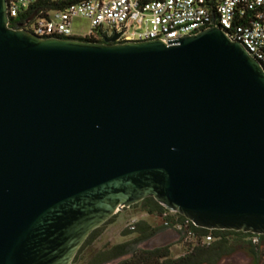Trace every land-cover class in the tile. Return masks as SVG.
I'll return each instance as SVG.
<instances>
[{
	"label": "water",
	"instance_id": "water-1",
	"mask_svg": "<svg viewBox=\"0 0 264 264\" xmlns=\"http://www.w3.org/2000/svg\"><path fill=\"white\" fill-rule=\"evenodd\" d=\"M117 36H36L0 0V264H70L146 197L199 228L264 234L261 65L218 26Z\"/></svg>",
	"mask_w": 264,
	"mask_h": 264
},
{
	"label": "built area",
	"instance_id": "built-area-1",
	"mask_svg": "<svg viewBox=\"0 0 264 264\" xmlns=\"http://www.w3.org/2000/svg\"><path fill=\"white\" fill-rule=\"evenodd\" d=\"M8 25L40 37L102 38L117 33L118 41L159 39L164 43L218 26L238 41L264 70V0H6ZM83 18L88 28L74 33L72 22ZM163 227L186 245H206L188 219L164 210ZM135 221L127 228L134 229Z\"/></svg>",
	"mask_w": 264,
	"mask_h": 264
},
{
	"label": "trees",
	"instance_id": "trees-1",
	"mask_svg": "<svg viewBox=\"0 0 264 264\" xmlns=\"http://www.w3.org/2000/svg\"><path fill=\"white\" fill-rule=\"evenodd\" d=\"M80 40L100 41L101 38H85L72 37ZM130 208H137L147 215H154L161 221L171 220L170 216L161 219V212L165 209L159 205L153 198L146 197L136 204L129 206ZM115 215V214H114ZM112 215L102 225L93 229L81 245L78 247L70 264H193L197 258H201L210 253L222 254L233 250L234 243L232 238L239 233L238 231L230 230H207L195 227V230L200 236L210 233L215 237V241H211L208 245H193L187 247L185 252L177 257H171L169 254V246L163 245L151 249H135L129 251L130 242H122L113 245H105L100 249H89L87 246L93 242L98 236L102 227L110 222ZM176 215L183 219V217L176 213ZM159 228L152 227L144 220H137L134 223V229L128 228L122 231V235H127L131 232H136L137 236L134 241L142 240L153 236ZM85 250V252H84ZM128 254V255H127Z\"/></svg>",
	"mask_w": 264,
	"mask_h": 264
},
{
	"label": "rangeland",
	"instance_id": "rangeland-1",
	"mask_svg": "<svg viewBox=\"0 0 264 264\" xmlns=\"http://www.w3.org/2000/svg\"><path fill=\"white\" fill-rule=\"evenodd\" d=\"M87 28L88 22L83 18H76L72 22V30L74 33L83 34L87 30ZM137 220H144L152 227H161L160 219L154 215H147L137 208H120L115 212L112 220L102 227L98 236L93 240L90 246L87 247L89 249L96 250L102 248L105 245L110 246L122 242H130V251L135 249H151L154 248L157 243H160L161 246H169V254L171 257L182 255L185 252L186 248L190 247V245L182 243L178 236L167 241L159 242L157 241V237L155 236L157 234L138 241H134V238L137 236L136 232L122 235V231L127 228V225L131 221L136 222ZM233 257L236 258V260H240L239 252H235V254H233Z\"/></svg>",
	"mask_w": 264,
	"mask_h": 264
},
{
	"label": "flooded vegetation",
	"instance_id": "flooded-vegetation-1",
	"mask_svg": "<svg viewBox=\"0 0 264 264\" xmlns=\"http://www.w3.org/2000/svg\"><path fill=\"white\" fill-rule=\"evenodd\" d=\"M237 234L232 238L234 243L232 251L222 254L210 253L197 258L193 264H264V234L248 232H239ZM159 246L161 244L157 243L155 247ZM235 252H239L240 260H236L233 257Z\"/></svg>",
	"mask_w": 264,
	"mask_h": 264
},
{
	"label": "crops",
	"instance_id": "crops-1",
	"mask_svg": "<svg viewBox=\"0 0 264 264\" xmlns=\"http://www.w3.org/2000/svg\"><path fill=\"white\" fill-rule=\"evenodd\" d=\"M155 234H157V235H155L157 238L164 239L165 237H167V235L172 234V231L170 229L160 227ZM163 241H165V240H163ZM163 241H161V242H163Z\"/></svg>",
	"mask_w": 264,
	"mask_h": 264
}]
</instances>
